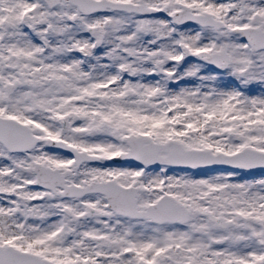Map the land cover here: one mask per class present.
<instances>
[{"label": "snow or ice", "instance_id": "snow-or-ice-1", "mask_svg": "<svg viewBox=\"0 0 264 264\" xmlns=\"http://www.w3.org/2000/svg\"><path fill=\"white\" fill-rule=\"evenodd\" d=\"M0 264H264V0H0Z\"/></svg>", "mask_w": 264, "mask_h": 264}]
</instances>
